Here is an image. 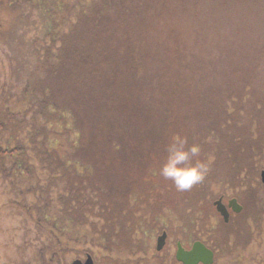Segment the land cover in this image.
<instances>
[{
    "label": "trees",
    "instance_id": "obj_1",
    "mask_svg": "<svg viewBox=\"0 0 264 264\" xmlns=\"http://www.w3.org/2000/svg\"><path fill=\"white\" fill-rule=\"evenodd\" d=\"M81 2L89 9L88 19L81 22L79 13L71 33L58 36L55 44L63 47L46 64H39L38 71L43 69L45 78L28 98L23 96L24 110L8 112L0 119V141L8 145L0 149V158L16 162L21 171L29 165L27 174L37 182L39 198L48 196L43 207L41 203L35 207V203L24 209L37 228L46 230L52 239L47 248L51 257L62 262L72 235L99 225L92 234L100 239L112 234L111 245L120 254L124 244L121 232L133 234L129 240L132 251L127 249L126 254L140 259L150 226L157 223L159 227L160 223L161 232H168L173 239L178 222L187 227L193 221L204 222L208 199L214 196L209 190L229 188L240 176L245 184L254 186L260 181L264 110L241 115L240 111L246 112L241 110V100L249 101L247 96L242 98L237 86L220 87L217 77L221 73L214 74L202 57L195 55L188 63L177 54L178 62H171L160 49L145 51V40L127 35V30L118 39L128 57L134 58L133 63L129 64L125 55L117 62L119 57L114 59L105 48L97 52L98 47L114 43L119 26L112 27L124 20L126 0ZM163 3L160 10H166V0ZM75 32L87 39V50L73 43ZM101 37L104 42L97 43ZM150 57L151 68L140 64ZM219 102L223 107L218 108L223 110L211 113L209 108ZM180 105L186 117L176 111ZM178 123L186 129V135L181 136L187 137L189 145L199 143L202 158L210 161L205 180L189 192H177L171 181L163 185L161 181L166 180L158 174L170 132L176 133L173 129ZM47 128L45 142L39 146L38 139ZM11 129L14 132H9ZM21 130L23 138L19 140ZM16 142L27 147H16ZM37 165L52 174L51 190L41 186ZM1 171L7 178L8 172ZM26 183L18 181L20 186ZM171 218L173 226L168 225Z\"/></svg>",
    "mask_w": 264,
    "mask_h": 264
},
{
    "label": "rangeland",
    "instance_id": "obj_2",
    "mask_svg": "<svg viewBox=\"0 0 264 264\" xmlns=\"http://www.w3.org/2000/svg\"><path fill=\"white\" fill-rule=\"evenodd\" d=\"M12 2L9 5L7 0L5 16L0 21V119L8 112L17 114L24 110L23 96L27 94L28 98V93L45 78L44 70L38 71L39 64H46L58 54L57 50L63 47V44L55 42L60 39L63 32L71 33L72 25L78 21V14L80 13L82 22L88 19L85 15L89 13V9L84 4L82 6L81 0H37L35 5H31L30 0ZM125 5L124 20H120L112 27L119 26L114 33V43L111 45V42H108L98 47L97 52L105 48L112 53L114 59L119 57L117 62L125 59V55L126 61L129 64L133 63L134 58L132 55L128 57L126 47L120 44L118 39L123 31L127 30V35L131 34L133 38L139 36L145 40L147 43L143 45L146 47L145 51L160 49L168 54L166 58L171 62H178L174 57L177 54L182 55L180 59L183 62L188 59V63L194 61L195 55L202 57L204 64L211 66L214 74L223 75L217 77V82L221 81L220 87L237 86L241 90L239 94L243 93L242 98L247 96L249 101L241 98V110L246 111L245 113L240 111L241 115L245 116L248 112L254 114L252 111L254 109H259L256 114L259 111L260 114L263 112L264 0H166V6L171 9L165 7L167 11L159 9L161 5H165L163 0H126ZM185 8L188 9L184 10ZM120 11L124 17V11ZM152 16L156 21H151ZM54 35L57 38L53 39ZM81 38L75 32L72 41L79 49L87 50V39ZM101 42H104L102 37L97 40V43ZM189 53H192L191 58ZM151 58L140 64L150 67ZM209 83L216 84L215 81ZM220 106L223 107L219 102L217 107L209 108V111L211 113L222 111V108H218ZM176 111H181V105ZM181 116L186 117L187 112L181 111ZM49 118L50 113L48 121ZM219 118L220 116H217V119ZM237 119L241 122L240 118ZM42 121L46 122V119L43 118ZM173 130L177 134L186 135L185 127L179 123ZM47 131L48 128L42 132L40 140L38 139L39 146L42 145V140L45 142ZM9 132L14 131L11 129ZM170 134L173 136L172 132ZM22 138L21 130L19 140ZM14 144L15 142L11 146ZM6 145L0 141V149L8 146ZM16 147L27 145L16 142ZM16 165V162L0 158V264H49L51 256L47 248L52 239L46 230L40 231L37 228L24 209L26 207L31 209L35 203V207H38L39 203L43 207V202L48 196L42 200L39 198L40 193L37 191L39 186H35L37 182L33 181L30 173L27 174L31 171L29 165L26 167L21 165L23 171L17 169ZM37 167L38 178L42 180L41 186L49 190L52 185V174L48 170L43 171L40 165ZM1 170L8 172L7 178L3 176ZM20 180H27L26 185L20 186L18 184ZM161 183L166 185L170 182ZM33 189L37 191L35 195L30 193ZM173 221L174 218H171V224L168 225L173 226ZM95 227L76 231L78 235H72L69 239L66 245L69 252L61 255V261L72 264L77 258L85 259L86 254H90L97 264H134L140 260L139 257L126 254L127 249L131 250L129 240L131 235L133 237L129 231L121 232V242L124 244L121 246L123 249L120 254L117 250L114 251L115 248L111 245L112 234L106 239H100L98 235L92 234ZM161 227L160 223L159 227L156 223L146 229L147 236L144 238V252L141 256L146 254V250L149 253L156 252L158 238L162 235ZM172 240L170 239V244Z\"/></svg>",
    "mask_w": 264,
    "mask_h": 264
},
{
    "label": "flooded vegetation",
    "instance_id": "obj_3",
    "mask_svg": "<svg viewBox=\"0 0 264 264\" xmlns=\"http://www.w3.org/2000/svg\"><path fill=\"white\" fill-rule=\"evenodd\" d=\"M12 1L8 0V4ZM30 1L31 5L37 3V0ZM6 7L7 0H0V21ZM260 173V181L254 186L245 184L240 176L229 188L209 190L208 193L214 196L208 199L209 210L203 216L204 222L193 221L189 227L179 226L178 222L171 244L168 232H162V235L167 234L164 249L157 251L156 244V252L143 254L134 264H187L182 259V251L188 257L197 244L208 255H201L202 259L190 264H264V170ZM218 203L225 207L227 216L219 211ZM89 257L92 256L86 254L85 259L77 258L72 264L76 261L85 263ZM49 264L68 262H60L52 256Z\"/></svg>",
    "mask_w": 264,
    "mask_h": 264
},
{
    "label": "clouds",
    "instance_id": "obj_4",
    "mask_svg": "<svg viewBox=\"0 0 264 264\" xmlns=\"http://www.w3.org/2000/svg\"><path fill=\"white\" fill-rule=\"evenodd\" d=\"M165 156L158 174L171 181L177 192H189L202 183L210 170V161L202 158L199 143H192L186 136L175 134L165 146Z\"/></svg>",
    "mask_w": 264,
    "mask_h": 264
},
{
    "label": "water",
    "instance_id": "obj_5",
    "mask_svg": "<svg viewBox=\"0 0 264 264\" xmlns=\"http://www.w3.org/2000/svg\"><path fill=\"white\" fill-rule=\"evenodd\" d=\"M218 205H219V211L225 216H227L225 207L221 203H218ZM166 240H167L166 233L159 237L158 242H157V251H162L164 249L166 245ZM206 254L208 255V253L204 250V248L200 244H197L195 245L194 250L189 254L188 257L182 251V259L187 264H190V262L195 263L196 261H199L200 259H202L201 255H206ZM73 264H94V263H93L92 257H89L85 263L81 261H76Z\"/></svg>",
    "mask_w": 264,
    "mask_h": 264
}]
</instances>
